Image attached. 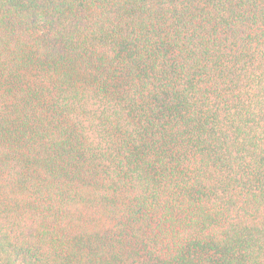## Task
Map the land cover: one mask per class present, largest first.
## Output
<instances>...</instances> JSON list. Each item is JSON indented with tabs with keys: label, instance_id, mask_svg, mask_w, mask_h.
Masks as SVG:
<instances>
[{
	"label": "trees",
	"instance_id": "1",
	"mask_svg": "<svg viewBox=\"0 0 264 264\" xmlns=\"http://www.w3.org/2000/svg\"><path fill=\"white\" fill-rule=\"evenodd\" d=\"M0 264H264V0H0Z\"/></svg>",
	"mask_w": 264,
	"mask_h": 264
}]
</instances>
